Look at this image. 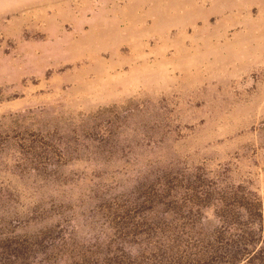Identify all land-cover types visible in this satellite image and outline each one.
I'll use <instances>...</instances> for the list:
<instances>
[{
    "label": "rangeland",
    "instance_id": "obj_1",
    "mask_svg": "<svg viewBox=\"0 0 264 264\" xmlns=\"http://www.w3.org/2000/svg\"><path fill=\"white\" fill-rule=\"evenodd\" d=\"M0 264H264V0H0Z\"/></svg>",
    "mask_w": 264,
    "mask_h": 264
}]
</instances>
